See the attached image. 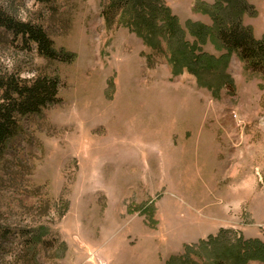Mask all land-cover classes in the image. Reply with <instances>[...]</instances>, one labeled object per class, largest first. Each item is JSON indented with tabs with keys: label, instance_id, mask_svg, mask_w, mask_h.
Here are the masks:
<instances>
[{
	"label": "rangeland",
	"instance_id": "obj_1",
	"mask_svg": "<svg viewBox=\"0 0 264 264\" xmlns=\"http://www.w3.org/2000/svg\"><path fill=\"white\" fill-rule=\"evenodd\" d=\"M215 1L158 0L187 47L223 55L193 75L172 62L176 34L149 45L133 30L129 1L0 0L59 53L0 29V75L59 81L0 155V264H229L225 246L264 242V74L226 54ZM246 2L240 20L262 38L264 0Z\"/></svg>",
	"mask_w": 264,
	"mask_h": 264
},
{
	"label": "trees",
	"instance_id": "obj_2",
	"mask_svg": "<svg viewBox=\"0 0 264 264\" xmlns=\"http://www.w3.org/2000/svg\"><path fill=\"white\" fill-rule=\"evenodd\" d=\"M118 5L133 3L134 15H131L134 22L133 30L143 36L147 44L153 43V36L166 34L170 39L176 34L175 41L180 48L174 49L171 56L172 62L185 66L193 75L199 72L210 71L223 63V55L219 58L208 56L204 52L196 53V45L187 47L181 39L183 32L177 19L171 15L169 9L163 7L158 0H115ZM129 1V3H128ZM226 2V6L225 5ZM231 5V12L226 17V8ZM250 5L246 0H216L211 7H205L214 21L217 38L227 49V55L236 53L249 67L259 69L264 74V36L255 38L250 27L244 26L240 20V14L248 11ZM162 16L163 24L167 26L163 32L157 28L159 17ZM146 27L147 34H143L142 28ZM11 30L19 35L22 42L28 45L33 42L37 50L44 56L56 58L57 51L53 41L40 26L28 22L16 20L6 10L0 7V29ZM189 29L194 31L202 40L209 35V28L203 24L194 23ZM152 31V32H151ZM170 31L172 34L169 35ZM149 36V39L147 38ZM188 44V43H187ZM16 72H19L16 70ZM181 73V72H180ZM59 81L56 78L38 77L31 85L20 80V73L17 75H0V155L3 153L7 142L15 135L18 127V119L30 113L39 112L41 107L57 101ZM222 233V230L220 231ZM214 238L209 236L210 241ZM203 242V240L201 241ZM223 257L232 264H250V261L257 260L264 263V242L259 240H241L230 247L225 246ZM224 259V261H225ZM218 264V263H217ZM225 264V262H223Z\"/></svg>",
	"mask_w": 264,
	"mask_h": 264
}]
</instances>
